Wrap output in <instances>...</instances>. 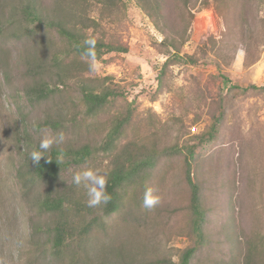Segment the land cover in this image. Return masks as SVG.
Instances as JSON below:
<instances>
[{"label": "rangeland", "instance_id": "rangeland-1", "mask_svg": "<svg viewBox=\"0 0 264 264\" xmlns=\"http://www.w3.org/2000/svg\"><path fill=\"white\" fill-rule=\"evenodd\" d=\"M22 1L34 2L48 15L55 3L0 0V264H169L172 254L181 255L193 244L184 155H161L142 180L124 189L114 213L76 237V255L52 258L49 219L39 206L46 187L32 179L27 156L44 136L61 132V144L69 140L99 146L116 120L126 116L129 121L111 150L98 151L81 166L60 173L63 187L86 203V190L72 182L77 171L93 168L107 177L121 152L193 146L192 171L206 219L205 241L190 264H242L247 240L264 241V90L231 89L220 72L240 88L264 85L261 35L247 47L238 43L226 30L227 24L235 29L233 11L224 24L213 0L193 1L188 7L165 0L161 16L148 15L136 0H115L109 6L90 0L84 16L97 25L88 32L126 51L106 53L90 72L80 74L97 90L108 86L120 94L96 115L86 116L74 80L46 101L36 102L28 92L29 68L35 65L49 78L51 58L64 43L53 30L35 23L26 28L17 12ZM249 14L248 21L260 26L255 6ZM166 36L180 56L192 55L196 62L169 64L158 82L167 58ZM217 116L211 137L209 128ZM48 117L61 118L64 127L43 126ZM148 188L161 198L152 209L143 207Z\"/></svg>", "mask_w": 264, "mask_h": 264}, {"label": "trees", "instance_id": "trees-1", "mask_svg": "<svg viewBox=\"0 0 264 264\" xmlns=\"http://www.w3.org/2000/svg\"><path fill=\"white\" fill-rule=\"evenodd\" d=\"M90 0H55L53 4L52 14L48 15L39 9L34 2L22 1L17 7L19 20L28 28L29 25L35 23L37 27H43L45 30H53L62 43H64L51 58L49 78H44L35 65H32L30 77L32 83L28 92L36 102L46 101L60 87H63L74 80L78 85L80 94V102L84 105V114L86 116L96 115L111 99L118 97L119 92L108 86L97 90L95 85L80 80L82 72H90L92 67L90 62L86 63L80 58L88 49V45L84 42L87 39H94L95 60H100L106 53L125 52L126 49L111 43H107L102 39L95 37L88 32L91 25H97L93 19L84 16L86 5ZM109 6L114 4L115 0H95ZM183 6L188 7L193 1L197 0H176ZM165 0H136V4L143 9L148 15L152 13L161 16L162 9L165 6ZM213 6L225 24L228 14L233 11L235 29H231L227 24L226 30L230 35L237 39L238 43L244 46L249 45L251 41H255L261 35V45H264V0H213ZM251 6L257 8L260 14V26L249 22V10ZM90 19V20H89ZM88 21L90 23H88ZM95 25V26H96ZM261 29V32H260ZM28 32V29L25 31ZM33 32V30L29 31ZM231 36V37H232ZM162 43L167 46V58L162 63V67L158 74V82L165 73V69L169 64L174 62H191L195 63L196 59L190 55H179V50L174 44V40L164 37ZM258 43V42H257ZM247 47V46H245ZM171 48L172 50H170ZM172 51V52H171ZM221 55V51H217ZM220 69V64H217ZM34 69V71H32ZM37 71V72H36ZM224 85L231 89H241V91L264 90V85L257 86L250 84L240 88L234 85L226 74L220 72ZM91 81V79H87ZM51 81V82H50ZM220 116L214 117L209 133L217 128V122ZM129 116L117 119L114 126L106 135L103 143L99 146L87 143L72 144L67 140L65 144L53 145L47 152L46 157H41L38 165L33 164L30 154L27 156L29 162V173L32 179L41 182L46 187L44 193L40 196L39 206L43 213L48 216L49 225L47 227V239L51 243L52 258L62 259L67 253L72 256L77 252L75 247L78 244V235L88 233L97 223L102 224L103 217L114 213L122 199L124 189L129 188L135 181L142 180L144 174L152 170L158 158L161 155H184V176L189 186V208H190V231L193 238V244L187 246L180 255V264H190L195 251H197L205 241L203 224L206 219V211L203 207L200 195V186L193 176V146L177 144L164 148L160 152L155 149H145L144 152L132 153L121 152V155L114 160V165L107 175L106 191L111 195V201L107 205H100V210L93 212V209L87 207L81 198H74L71 188L68 191L63 187V183L59 180L60 173L70 166H81L90 157H93L98 151L107 152L115 145L123 126L128 123ZM43 126H50L54 130L64 127L61 118L57 120L53 118H45ZM215 133V132H214ZM210 135L208 136L210 138ZM34 150H39L36 147ZM123 154V156H122ZM122 157V158H121ZM65 190H64V189ZM80 216L79 222L77 217ZM171 264V262L169 263ZM242 264H264V241L262 238L255 237L247 240V248Z\"/></svg>", "mask_w": 264, "mask_h": 264}, {"label": "clouds", "instance_id": "clouds-1", "mask_svg": "<svg viewBox=\"0 0 264 264\" xmlns=\"http://www.w3.org/2000/svg\"><path fill=\"white\" fill-rule=\"evenodd\" d=\"M88 45V49L83 53V55L90 57L92 63L91 67L95 66V52L93 51L95 40L87 39L84 42ZM64 141V134L61 132L55 136L46 135L39 143V150H33L30 153V159L33 164L38 165L41 157H46L44 155L53 145H60ZM48 159V157H46ZM49 160V159H48ZM72 182L77 187H83L87 194V207L97 208L100 205H107L111 201V195L106 191L107 187V177L102 175L98 169L86 168L77 171L73 177ZM161 198L158 195H153V190L148 188L145 190L143 198V207L147 209H152L159 205ZM171 264H180V255L172 254L170 257Z\"/></svg>", "mask_w": 264, "mask_h": 264}, {"label": "built area", "instance_id": "built-area-1", "mask_svg": "<svg viewBox=\"0 0 264 264\" xmlns=\"http://www.w3.org/2000/svg\"><path fill=\"white\" fill-rule=\"evenodd\" d=\"M190 131L191 133H194L196 131V127L195 126L190 127Z\"/></svg>", "mask_w": 264, "mask_h": 264}, {"label": "bare ground", "instance_id": "bare-ground-1", "mask_svg": "<svg viewBox=\"0 0 264 264\" xmlns=\"http://www.w3.org/2000/svg\"><path fill=\"white\" fill-rule=\"evenodd\" d=\"M198 21H200V19H198Z\"/></svg>", "mask_w": 264, "mask_h": 264}]
</instances>
